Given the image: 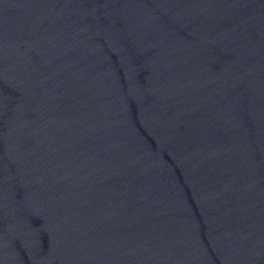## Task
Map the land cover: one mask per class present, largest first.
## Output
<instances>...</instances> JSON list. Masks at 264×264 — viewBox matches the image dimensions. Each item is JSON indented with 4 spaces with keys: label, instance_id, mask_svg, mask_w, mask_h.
<instances>
[{
    "label": "water",
    "instance_id": "95a60500",
    "mask_svg": "<svg viewBox=\"0 0 264 264\" xmlns=\"http://www.w3.org/2000/svg\"><path fill=\"white\" fill-rule=\"evenodd\" d=\"M0 264H264V0H0Z\"/></svg>",
    "mask_w": 264,
    "mask_h": 264
}]
</instances>
